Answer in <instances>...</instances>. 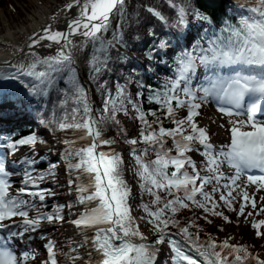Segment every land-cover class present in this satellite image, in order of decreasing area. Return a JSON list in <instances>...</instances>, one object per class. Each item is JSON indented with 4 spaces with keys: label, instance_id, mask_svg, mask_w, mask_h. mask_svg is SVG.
I'll return each mask as SVG.
<instances>
[{
    "label": "snow or ice",
    "instance_id": "obj_1",
    "mask_svg": "<svg viewBox=\"0 0 264 264\" xmlns=\"http://www.w3.org/2000/svg\"><path fill=\"white\" fill-rule=\"evenodd\" d=\"M197 4L180 0L174 20L149 7L163 24L173 27L159 35L152 31L155 43L145 62L131 64L123 30L125 0H68L51 17L55 25H42L30 35V60L0 65V124L21 116L27 120L35 113L53 132L71 130V137L61 142L68 190L76 194L75 204L45 210L56 192L44 182L55 179L58 167L50 162L46 170L37 171L38 159L43 161L37 145L47 141L35 131H17L15 125L0 134V264L34 260L18 247V242L34 240V234L47 241L48 259L42 264H59L57 242L40 230L45 221L63 224L65 210L75 216L70 223L83 237L65 254L72 264L80 257L71 253L86 246L89 264L93 254L94 264H157L165 244L172 264H200L187 246L206 264H264L247 244L231 242L234 237L218 240L208 233L202 239L203 229L197 224L200 216L209 224L214 223L210 216L231 223L226 208L264 239V218H257L264 217V195L257 200L264 192V119L258 118L264 115V0H231L225 3L227 12ZM77 38L83 47L91 46L83 74L73 55ZM37 46L54 54L41 55ZM116 63L128 71L113 88L105 76ZM150 64L162 65L168 74L160 76ZM92 84L102 98L100 105L89 91ZM206 104H214L226 117L220 127L227 143H214L209 128L198 121ZM180 109H186L182 117ZM121 114L137 122V135L121 126ZM109 127L119 129L128 146L124 151L118 150L116 138L105 135ZM22 146L31 149L32 157L23 160L22 167H28L22 186L14 188L18 170L11 164L19 162L13 157ZM196 155L203 159V168ZM225 165L234 174L225 175ZM214 183L219 187L206 190ZM77 206L82 210L75 213ZM190 208L202 210L200 216L182 223L178 214ZM139 210L144 215L138 220L134 211ZM140 221L145 228L151 226L148 234Z\"/></svg>",
    "mask_w": 264,
    "mask_h": 264
},
{
    "label": "rangeland",
    "instance_id": "obj_2",
    "mask_svg": "<svg viewBox=\"0 0 264 264\" xmlns=\"http://www.w3.org/2000/svg\"><path fill=\"white\" fill-rule=\"evenodd\" d=\"M2 2H3V0H0V31L3 33V36L10 35V32L7 31V27H6V25H8L9 27L14 28V31L19 33L18 35L21 36L24 27L28 26V24L30 26L33 25L34 21H30V23H28V22H29V20L33 19L34 14H36L38 11H41L45 15L47 13V14H50V16H53L54 14L59 12V10L64 6V4L68 2V0H13V2L15 4H4V3L2 4ZM26 11H27V13L25 15ZM125 12H126V22H127L132 16V12L130 10L129 0H128V10H127V4H126ZM6 17H8V19ZM126 22L123 24V27L125 26ZM22 38L23 37H20V39H22ZM12 44H14V43H12ZM78 52L81 53L82 49L78 48ZM88 55H89V57L85 59L84 71L88 67V62L90 60L91 50H90ZM89 91L93 95V97L95 99V103L97 105H100L101 100H98V98H96L97 94L95 93V91L93 89H91ZM133 91H135V90H133ZM209 105L210 104H206L203 107L202 115L197 118L198 121L200 122V124L201 123H208L210 120V116H209L210 108L208 107ZM130 111H131V109H130ZM213 111H214V109H213ZM211 114H212L211 116H214L213 113H211ZM218 118H219V125L212 123L213 125H211V128H213L214 130H213V132H212V130H210L212 138H213V142L216 144H220V142L216 140V139H218V135H220V133H222L223 136H226L224 129L220 127V125L224 123L226 117H223L222 115H218ZM120 119L122 121V125L127 126L128 131H129V133H131L132 136L137 135V132L134 131V128H136L137 124L134 123V121L132 120V116H124L123 114H121ZM37 127L39 129H44V126H42L40 123L37 125ZM39 133H42V131L40 132V130H39ZM70 133H71V130H69L67 135H69ZM65 135L66 134L62 133V132L59 135H54V138H53L54 140L49 138L50 140L47 141V144H44L42 146H37V151L43 157V161L46 164H47L46 161H48V164L50 162H57L58 163L55 179L53 180L52 178H47L44 182L45 184L50 185L52 187V190L54 192H56V197H55L56 201L58 203L63 202V204H65L66 201L70 199L75 204V195L76 194L74 191L70 192L68 190V186L66 183L67 178H68V170L62 171L64 166H65V168H67L66 163H64L65 161L63 160V153L61 151H58L55 153H50V151H51L50 148L58 146L59 140H63L65 138L64 137ZM105 135L108 137H114L119 141V149L118 150L124 151V149H126L128 147L126 145V143L124 141V137L122 135H116V134L110 133V132L105 133ZM49 136H50V133L48 130H46L45 137L48 138ZM105 150H107V149H105ZM22 154H23V149L20 151V153L16 154V156L19 157V159L17 160L19 162L15 163L16 167H18L19 164H22L23 160L26 157L27 158L32 157V151L30 148L26 149V153H24L23 156H21ZM124 154H125L126 158H128L130 156V153L128 151H125ZM196 157H198V156L196 155ZM39 161L40 160L38 159V162ZM61 161H62V163H61ZM129 168L130 169L128 171V176L130 177L131 176V161H129ZM222 171L224 172L225 175H230L229 171L227 170V167H223ZM20 183H22V178L20 176H15L14 177V188H18ZM233 195H235V193H233ZM260 195H264V192L257 194L258 203H259V196ZM143 199L147 200L148 197L145 196ZM237 206H238V204H237ZM75 209H76V211H79L80 206L75 207ZM134 215H137V219L139 220V217L144 215V213L142 212V210H139L138 212L134 211ZM231 217H232V222L229 223L224 228V230L216 231V233H218L217 234L218 240H223L224 238H232L233 236H235V237L246 236V237L250 238L251 240L255 241L256 243L260 242L259 239L256 238V236L252 233L251 229L248 226H245L242 223H237L238 220H236L235 216L233 217V215H231ZM140 222L144 226V222L143 221H140ZM64 224H66V222L63 224L54 223V224H46V225L42 226L43 229L46 227H56V228L58 227V229L53 230V232H52L53 236H49V238L55 240L57 242V245L59 247H61L62 249L69 248L70 243H71L70 233H74L73 229L71 228L72 226L70 225L71 224L70 222H68V224L71 226L69 228L63 227ZM150 227H151L150 225L148 226V228L144 227V229L147 231V232H145L146 234H148V230L150 229ZM173 231H174V229H173ZM200 234L202 237L205 235L204 233H200ZM207 235H205V236H207ZM46 236H48V235H46ZM149 238L152 239L153 237L150 236ZM72 241H75V238ZM43 242L47 243V241H45V240H43ZM31 246L35 250L37 249V247H35V242H33V241L31 242ZM161 247L163 248V247H169V246L167 244H165ZM170 254L172 255V253H170ZM189 254H191V253H189ZM191 255L195 259H198L197 255H194V254H191ZM34 256H35V259L34 260L30 259L28 264H42L44 256L43 255L40 256L38 253H36ZM60 261L63 262L62 259H60Z\"/></svg>",
    "mask_w": 264,
    "mask_h": 264
},
{
    "label": "trees",
    "instance_id": "obj_3",
    "mask_svg": "<svg viewBox=\"0 0 264 264\" xmlns=\"http://www.w3.org/2000/svg\"><path fill=\"white\" fill-rule=\"evenodd\" d=\"M194 4H197V0H192ZM15 4L13 0H3L2 4ZM225 3L228 5L231 4V0H199V3L197 4V7H211L217 12H227L225 8ZM130 4V10L132 12L131 18L126 22L125 26L123 27V30L126 34V39L129 41V52H132L135 57L131 58L128 55V61L127 63H144L145 59L148 56V50L151 47L152 43H155V41H152L150 33L152 31H156L157 35L160 34V31H170L172 30V25L169 24H163L152 12H149L148 9L149 7L156 8L158 11H161L166 17L174 20L176 17V14L179 11L180 7V0H129ZM173 5L175 7L173 8ZM18 9V8H17ZM230 13H227V16H230ZM226 16V18H227ZM121 51H124L121 49ZM115 55V53H114ZM150 67L156 69V71L159 73L160 76H165L168 74V71L163 68L161 65L159 68L155 64H150ZM113 72L109 73L108 75L105 76V79L108 80L109 85L114 88L115 81L117 78H122L128 69L126 67L121 66L120 63H116L112 65ZM147 80V77L145 78ZM155 77L152 78L154 80ZM152 80H148L149 83L152 82ZM123 82V81H122ZM93 89L95 91V84H92ZM132 86L130 85V88ZM97 96L101 98L100 94L95 91ZM52 102L55 104L56 103V95L53 94L52 97ZM71 104V102H70ZM145 107H147V104H145ZM41 112L47 111V109H40ZM182 112L183 109H180L178 112V115L182 117ZM186 112V111H185ZM51 115V113H49ZM33 118H36L38 120H42L43 117L39 116L35 113L32 114ZM151 119V118H150ZM165 123L166 126H169L167 119L165 118ZM53 134H56L58 131L53 132L50 127H47ZM31 131H34L33 129H29ZM28 130V131H29ZM28 131H23V133H27ZM105 133L110 132L114 134L121 135L119 129L116 127H109L106 128ZM41 136V135H40ZM42 139L45 140L44 136H41ZM169 147L172 146L171 141H169ZM199 167L203 168V164H198ZM28 166H24L22 168V172L24 173L25 169ZM48 168V161L47 164L44 163H37V171L38 170H46ZM202 174H206L202 172ZM71 203L74 204L73 201H70ZM57 204L56 202H50L48 201V209L45 210H50L53 205ZM200 209L196 208H190L186 210H182L180 214H178V219L181 220L182 223L187 222L191 220L194 216H200L201 214ZM75 212V211H73ZM66 213V210H65ZM69 215V214H68ZM72 216V215H69ZM210 219L214 220V223L209 224L207 221H205L202 216H200L199 219H197V224L201 226L203 231L201 233H204L207 235L208 233H211L212 236L217 238L216 231H221V227L224 230V224L227 222L223 221L222 218L220 217H209ZM250 218L249 220H251ZM197 229L193 228L192 231L195 232ZM215 233V234H214ZM207 238V236H206ZM203 238V239H206ZM237 244H247L250 247V250L253 251L255 254L261 255L262 258H264V243H260L258 246H256L249 238L247 237H237L236 239ZM185 249H188L192 252H194L193 249H191L190 246L185 247ZM196 254L199 255V253L196 252ZM200 264H206V261L200 257Z\"/></svg>",
    "mask_w": 264,
    "mask_h": 264
},
{
    "label": "bare ground",
    "instance_id": "obj_4",
    "mask_svg": "<svg viewBox=\"0 0 264 264\" xmlns=\"http://www.w3.org/2000/svg\"><path fill=\"white\" fill-rule=\"evenodd\" d=\"M47 14V13H46ZM39 16L41 17L40 19H37L34 21L33 25L30 26L28 24V26L24 27L23 31H22V34L21 36H19L16 31H13V32H10V35L8 36H3L1 35L2 37L4 38H7V39H11L13 41H18L20 39V37L22 36H25L24 39L18 41L17 43L15 44H8V45H4V43L0 42V65H3L5 63V61H10L12 63H19V62H25L27 60H30V56H27V55H24L23 53L20 52V49L21 48H24L25 51L24 52H29L30 50L27 48V43L29 42V37L30 35L32 34V32L35 30V31H39L41 26L42 25H46L48 23H52L53 25H55L57 23V21L55 20H52L51 17L52 16H49V15H45L43 14V12H40L39 13ZM117 20H118V17L114 18L113 20V26L115 27L116 24H117ZM33 21V20H32ZM59 25L61 27L64 26V19L61 18L59 20ZM9 32V31H8ZM20 32V31H19ZM28 33V35H27ZM109 38L111 36V32H109L108 34ZM77 45V47L73 50V55H74V58H75V61L80 65V68L81 67H84L85 66V59L89 57V52L91 50V46L89 45L88 48H85L82 46V43H81V38H77L75 39L74 41ZM78 48L82 49V52L79 53L78 52ZM37 50L40 51V54L41 55H46V54H54V53H45L43 50L39 49V46H37ZM28 54V53H27ZM80 70V69H79ZM210 108H212V106H210ZM210 116V120L208 123H201L202 126H207L209 128V130H212L213 132V128H211V125L213 124H217L219 125V118L218 116ZM213 123V124H212ZM227 136L223 137L222 133H220V135H218V139H216L217 141H220L221 138L224 139V141H222V143H227L228 142V138H226ZM80 210H82V206H80ZM142 226V230H144L145 232H147L145 229H144V226L143 224H141ZM73 228L76 232V239L75 241H80L83 239V237L81 236L80 234V231L79 229H77L74 225H73ZM55 229H58V227H46L45 229L43 230H40L43 234H51L53 232V230ZM36 235V238L35 239H38L39 238V235L37 234H34ZM28 243L29 241H23L21 242L23 248H26L28 247ZM72 247V246H71ZM67 248V253L70 252V248ZM87 248V246H86ZM86 248L85 249H77V251L75 253H71V256H79L80 259H77L75 264H89V258H88V255H87V251H86ZM63 261H67V262H71V259L68 255H65L63 257ZM94 261H95V254H93V264H94Z\"/></svg>",
    "mask_w": 264,
    "mask_h": 264
}]
</instances>
